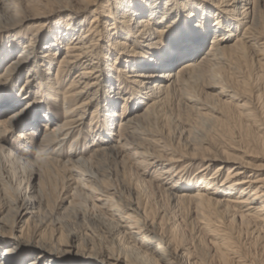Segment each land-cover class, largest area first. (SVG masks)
Here are the masks:
<instances>
[{
    "label": "bare ground",
    "instance_id": "bare-ground-1",
    "mask_svg": "<svg viewBox=\"0 0 264 264\" xmlns=\"http://www.w3.org/2000/svg\"><path fill=\"white\" fill-rule=\"evenodd\" d=\"M20 1L0 0V14L18 17L23 12ZM26 1L25 7L37 11L44 0ZM56 1L70 10L71 0ZM79 1L85 13L92 12L91 19L59 16L63 25L48 38L47 46L41 38L45 25H39L28 37L20 27L0 35V139L11 119L24 109L58 98L64 106V121L51 132L41 133L35 161H24L0 140V224L5 225V217L11 215L15 227L23 218L22 211L35 209L42 219H48L44 225L49 221L45 227L51 237L56 231L50 221L52 214L68 199L64 210L71 218L68 225L73 233L67 236L58 228L57 241L91 243L89 251L94 255L89 260L97 256L106 264H139L127 254L133 246L147 257L146 264H202L205 260L200 248H205L211 264H264V0ZM152 24L153 32L156 27L164 29L165 34L151 33L145 40L148 42L141 43V35L150 32ZM209 34L210 52L203 57L223 59L228 64L225 67L215 60L217 74L244 99L242 105L222 101L220 96H227L222 87L215 107L202 104L191 95L194 88L182 83L187 75L197 72L193 57L205 47ZM232 35L234 43L228 45ZM102 38H107L113 49L105 46L96 53ZM60 41L65 43V54L58 61L53 82L63 81L73 69L77 71L64 92L57 91L52 83L54 91L50 93L46 85L44 88L52 67L47 58L56 55ZM42 46L49 55L38 54L36 50ZM122 58L127 61L122 62ZM98 63H110L107 73L103 82L96 78L90 82L93 70L100 67ZM128 73H134L138 85L147 83L151 87L145 110L140 108L148 98L141 93L144 87H127ZM114 77L119 78L115 97L111 96ZM212 80L207 81L208 87H213ZM195 94L199 95L200 89ZM20 97L23 100L18 101ZM174 98L183 103L193 123L177 119L171 129ZM130 106L136 109L133 115L127 122L118 121ZM86 114L89 121L84 122ZM199 117L207 120L203 132L196 127ZM41 123H55L46 109L29 125L38 129ZM84 124L104 141L109 140L108 133L117 124L118 136H135L141 153L136 150L129 155L124 143L110 140L94 146L87 156L77 155L79 141H71L70 149L63 152L68 136ZM229 125L238 130L241 139H218L220 134L230 132ZM176 127L180 128L179 137L185 133L183 142L173 137ZM214 139L222 142L217 148L212 145L216 144ZM242 155L260 161L250 163ZM120 157L122 169L116 165ZM193 161H198L194 184L190 186L188 181L176 188L178 195L164 189L173 170L183 172L185 177ZM215 162L218 165L210 174ZM152 170L158 172L157 176L146 181L144 177ZM222 170L226 173L223 171L225 176L219 180ZM24 173L29 174L27 177L35 174L37 184L30 185V178L20 175ZM112 208L122 215L125 225L111 232L101 222L114 219ZM131 229L143 237L136 238ZM0 236H7L1 227ZM151 236L156 242L150 241ZM114 240L121 246L116 247ZM25 243L29 249L18 255L28 257L37 250L48 264H59L46 241ZM93 261L88 264H102Z\"/></svg>",
    "mask_w": 264,
    "mask_h": 264
},
{
    "label": "rangeland",
    "instance_id": "rangeland-1",
    "mask_svg": "<svg viewBox=\"0 0 264 264\" xmlns=\"http://www.w3.org/2000/svg\"><path fill=\"white\" fill-rule=\"evenodd\" d=\"M159 1L163 2V0H157L156 3H158ZM20 2L22 3L23 12L17 15L18 16V17H16L17 19L16 18H12V19L7 18L6 16L0 14V35L1 34L4 35L5 32H8L10 30L15 31L16 29H18L20 27L23 34H25L26 37H28L30 34L34 33L35 28H37L39 25H45L46 27L44 26V30L41 34V38L43 39V42H42L43 46H47L46 42H47L48 38L52 37L53 34L56 35V31L59 28V25L60 24L63 25V22L58 20L59 16L64 17V19L66 18L68 20L71 17L77 18V17H82V16H86V19H88V20L91 19V13L92 12L90 11L89 13H85L84 8L82 7V2H80L79 0H71V2L69 4L70 10L64 9L62 7L63 3L57 2L56 0H51V1L50 0L49 1L44 0L42 3H40V7L37 11H33L30 8L25 7L24 2H27L26 0H21ZM158 6H159V4H158ZM237 7L239 8L240 6L238 5ZM226 14H229V13H226ZM160 16H161V13H159V17ZM230 17H231V15H230ZM19 20H21V22H19ZM163 22H165L164 17H163L162 23ZM86 25H87V23H86ZM207 25L212 26L213 24L208 23ZM133 27L131 29H133ZM138 27L141 28V25ZM153 27L154 26L152 24V30L150 32H146L147 34L141 35V37H142V40H140L141 43L143 42L144 44H146L148 41H145V40H149L148 36L151 33H152V35H153V33H157L158 35H161V34L164 35L165 34V32L163 31L164 29H158L156 27H155L156 32H153ZM159 30H161V31H159ZM241 32H242V28H240L239 33H241ZM110 34H111V32H110ZM110 36H112V34ZM210 36H211V34L206 35L205 47L202 50L198 51L193 57V59L195 60L194 61V67L197 69V72L192 74V75H187V77L184 79V81L182 80V83L186 88H189V87L194 88V92L193 93L191 92L192 93L191 95H193V98L195 100H197L198 102H200L202 104H206V105H210L212 107H215L214 105L217 104V99H219V97L216 95L220 94L219 92L221 91V87H222L223 88L222 91L227 96H234V98H236V99L231 100L227 96L223 97V95H221V96L219 95L220 98L222 99V101H232L235 104L242 105V100H244V99H242V97L240 95L235 94L234 91L231 88H229L227 86V84H225V82L222 80V77L219 74H217V70H218L217 68L219 67V65L217 63L222 62L221 65H223V66L225 65V67L228 64L223 63V59L217 61L216 58H214V57H212V58L207 57L208 59H204V57H203V54L208 55V53L210 52V50L208 48ZM62 38H64V36ZM58 40H59V38H58ZM207 40H208V43H207ZM61 41L63 42V39H61ZM233 41H234V35L230 36V38L227 40V44L228 45L232 44V43H234ZM62 42H61L60 47H59L60 49L58 50V52H56L55 56L49 55V53H50L49 50L45 49L43 46L38 47L36 50L40 56H44V55L48 54L50 57H48V58L46 57V58L48 60L52 61V67H51L50 74H49L50 78L49 77L46 78L45 83H44V88L46 85V88H47L46 91L50 92V93H53V91H54L53 85H52V83H54V82H53L52 78L55 76V73L58 70V61L62 58L63 54H65V50H64L65 43H62ZM98 43H99V45L97 46L96 53H99V52L101 53L105 46H108V48H109L108 50L113 49V47L110 44H108L107 38H102V40L100 39V41H98ZM216 53H219V51ZM219 56L220 55H218V58H219ZM100 58H101V56H100ZM220 58H221V56H220ZM215 60L217 63L215 62ZM121 61L125 62V61H127V59L122 58ZM93 62L94 63H92V64H95L96 60H94ZM109 64L110 63H106L103 66L101 64L99 65V63H98V66H100V67H98V69H96V72L93 70L92 73H94V74L91 75V77H90L91 80H89V81L93 82V81H95V78H96V79H98V81L103 82L102 78L107 73V70L109 68ZM127 66H129V64H127ZM117 67H121V65H117ZM234 67H235L234 65L231 66V68H234ZM228 68H230V67L228 66ZM97 70H100V71L97 72ZM76 71H77V69H73L70 72V75L65 76L63 81L59 80V83H56V84L54 83L56 90L59 92H64L66 90V88L69 87V85L73 79V75L75 74ZM159 73L160 72H158V74ZM62 74H63V71L60 72V75H62ZM133 74L134 73H128V75L126 77L128 80L126 81L125 84L129 88L130 87H137V88L141 89L144 87V89H142L141 93L142 92L146 93L148 98L145 100V102H143L140 105V108H142V110H145L147 107L146 101L150 99L151 94H152L151 87L147 83L142 84L143 86L138 85V83L136 82V81H138L137 78L132 77ZM115 76H116V74H115ZM211 76H213V77H211ZM114 78H115L114 82L113 81H111V82H112V84H114V88L116 90L115 89L113 90L111 96L115 97V92H119V90H117V84L119 85V78L118 77H114ZM210 78H211V80L213 79L212 80V83H213L212 88L208 87L209 82H207V81ZM138 79L140 80V78H138ZM18 85H19V83L17 84V86ZM76 89L80 90L81 88L76 87ZM199 89H200V94L196 95L195 92L199 91ZM8 92H10V91H8ZM86 94H87V92L84 93L85 96H86ZM100 94H101V91L98 92V95L96 97L99 98ZM17 100L20 101V100H23V98L20 97ZM173 101H174V105H175V107H174V111H175L174 115L175 116L173 115L171 117V125H170L171 129L174 127L175 123H177V119H180L181 121H184V122L193 123L192 119H194V118H192V116L189 117L187 115V112H186L187 110H186L185 106L183 105V103L180 102L179 100H177V98H174ZM72 103H74V102H71L70 105ZM119 107L121 109V106H119ZM247 108L248 107H245V109H247ZM42 109H46L48 112H50V116H52L54 118L55 123H52L49 125H47L45 123H41L39 125L38 129H33V127H31V124L29 125V123L33 122L34 116L42 113ZM135 110L136 109H134L133 107L131 108V106H130L128 108V111L126 112V114H124L120 118L118 117L119 119H117V120L120 121L121 119H124V122H127L128 119L133 115V112ZM63 113H64V106H63V104L59 98L57 100H53L52 102H50V100H49V102L47 104L42 102L41 104H37L33 108H31V107L26 108L20 114H18V116L15 117V119H13V120L11 119V122L5 128L3 138L0 140L3 143H5L6 147H9V149H11L18 157L24 159V161L29 160V162H33V161H35L34 156L36 153V149L38 148V146L40 144V140H41L43 132L49 133L60 122H63L64 121V119H63L64 114ZM88 113L92 114L91 111H89ZM179 115H181V117ZM83 121L84 122L89 121V118H87V114L84 116ZM206 121L207 120L204 117H199L197 119L196 127L200 128V130L202 131L207 125ZM91 122H92V124L95 125V121H91ZM78 130H80V131H78ZM117 131H118V128H117V124H116V127L115 126L112 127V129L108 133V137H109L110 141H112V142H116V141L120 142L121 141L122 144L124 143L126 146L125 148L127 150V153L129 155L133 154V152H136V150H138V152L141 153V149L139 148L138 140L135 136H132L130 133H125L124 137L121 138L118 136ZM179 132H180V128L179 129H178V127L174 128L173 129V137H174V139H176V137H178L180 139V141L183 142V136L185 133H183L179 137V135H178ZM228 134L225 133L224 134L225 136H223V134H220L221 136L219 135L220 137L218 136L219 137L218 139L220 141H221V139L227 141V139H230V138L231 139L233 138L234 141H235V139L236 140L241 139L240 138L241 135L239 134L238 130L235 127L233 128L232 126H230V132H228ZM232 134L234 137L232 136ZM228 136L229 137L231 136V137L229 138ZM225 137L227 139H224ZM68 138L69 139H68L67 143L62 147L63 152L64 151L66 152L67 150L70 149L69 143H71V141H79V145L77 146V149L75 148V151H76L77 155H79V156H87L88 154H90V152L94 146H96V147L103 146V145L107 144L109 141V140L104 141L102 138H99L96 133L92 134V131L87 124H84L82 126V128H80V129H76L74 133H72L68 136ZM219 140L214 139V142L216 143V144H212V145H215L214 148H217V145L222 143ZM242 157H244V159H243L244 161H247L250 163H258L260 161L259 159L254 158V157H249V156H245V155H242ZM192 164H193V167H191L192 169L190 168L188 170V172H187L188 174L185 177L183 175V172H180L177 169L173 170L171 173L170 183L168 185L164 186V189L166 188V189H168L169 192L171 191L172 193H175L176 195H178L176 188H179V186H185L188 181H189L190 186L192 184H194V180L197 177V172H196L197 169L196 168L198 166V161H193ZM116 165L119 169H122L123 159L121 157L116 160ZM217 165H218V162H215V164L212 167L213 169L210 171L211 172L210 174H212L215 171V168L217 167ZM223 171L226 173V170H222V175L219 177V180H222L225 176ZM157 173L158 172L156 170H152V171H150L149 175H146L144 177V179L146 181H147V179H148V181H151L152 177L157 176L156 175ZM20 175H22V177H24L25 179L30 178V185L37 184L38 180H37V176L35 174L30 175L29 177H27V175H29L28 173H26V174L24 173V176H23V174H20ZM67 201H68V199H66L61 210L52 214L50 221H52V225L56 231L54 232V235L51 237L48 236L49 229L45 227V226H47V224H49V221L47 224L44 225V223L48 219L47 218L42 219V217L39 216L37 214V212H35L36 211L35 209L22 211L23 218L21 219V222L19 224H17L15 227L13 225L11 215L6 216L5 217V219H6L5 225L0 224V227L3 230H5V232L7 234L6 237L0 236V261L3 264H37V261H40V264H48L46 260L42 259L41 253L38 254L37 250L36 251L31 250L33 254L29 255L28 257H23L24 255H18L20 251L23 250L22 252H25V250L29 249L28 247H26L27 244L25 243L27 240L29 242H36V241L44 240L47 242L49 249L52 250V252H50V253L52 255L54 253V256L57 257L56 263H59V264H88L89 261L94 262L93 261V259H94L95 261H99L102 264H106L105 260L103 262L102 259L100 257H97V256H94V258H92V260L88 259L91 255L92 256L94 255L93 253H91L89 251L92 247L91 243L89 245H87V244L86 245H80L81 242L79 240L72 242V244L71 243H68V244L58 243V241H57V239H59L58 228H62L64 235L69 236L71 233H73L72 228L68 225V222L70 221L71 218L69 216L68 211L64 210L65 208H68L66 206ZM112 214L114 215V219H113L114 221L109 220V218H105L101 222L102 226L111 232L115 231L116 229H119V228H121V226L125 225V223H123L125 221V219H123L122 215L119 212H117L114 208H112ZM177 214H180V213H177ZM117 218L118 219L120 218V219L118 220ZM131 232L134 233V235L138 239L141 238V236H142L141 234L137 233V230H135V229H131ZM88 233H90V232H88ZM90 235H91V233H90ZM39 236H40V238H39ZM156 240L157 239L153 238V237L150 239V241H152V242H156ZM114 243H115L116 247H118V245L121 246V244H119L118 240H114ZM132 244H134V243L132 242ZM120 249L124 250L123 247H120ZM140 252H141L140 250L136 249L133 246H130V248H128V250H127V254L131 257V259L135 260L139 264H146L144 262H146L147 257H145V256L143 257ZM199 252L204 257V260H205L202 264H211V261H210L211 259L208 256V253H206L205 248H200ZM20 254H22V253H20ZM150 255H151V252H150ZM20 256H22V258H24V259L21 260ZM152 256L157 257V256H155V254H152ZM262 260H263V257H262Z\"/></svg>",
    "mask_w": 264,
    "mask_h": 264
}]
</instances>
